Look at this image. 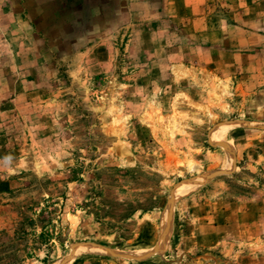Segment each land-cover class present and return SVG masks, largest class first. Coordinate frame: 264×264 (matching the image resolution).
I'll use <instances>...</instances> for the list:
<instances>
[{"label":"rangeland","instance_id":"rangeland-1","mask_svg":"<svg viewBox=\"0 0 264 264\" xmlns=\"http://www.w3.org/2000/svg\"><path fill=\"white\" fill-rule=\"evenodd\" d=\"M61 1L0 0V264H264V0Z\"/></svg>","mask_w":264,"mask_h":264},{"label":"crops","instance_id":"crops-1","mask_svg":"<svg viewBox=\"0 0 264 264\" xmlns=\"http://www.w3.org/2000/svg\"><path fill=\"white\" fill-rule=\"evenodd\" d=\"M22 2H26V3H28V2H30V0H21ZM31 1H33V0H31ZM50 1V0H49ZM90 1L91 2H94L93 3V8H98V7H100V6H102V4H104V0H83V4H82V6L84 5V6H88L89 4H90ZM197 1H201V0H197ZM226 1H228V2H233L232 0H226ZM237 1H239V0H237ZM54 2L56 3V4H59L60 3V5H61V0H54ZM249 2H257V1H255V0H245V3H247V4H249ZM192 5L193 6H195L196 4L195 3H192ZM50 6V5H49ZM77 9H74V10H72V11H76ZM71 12V11H70Z\"/></svg>","mask_w":264,"mask_h":264},{"label":"bare ground","instance_id":"bare-ground-1","mask_svg":"<svg viewBox=\"0 0 264 264\" xmlns=\"http://www.w3.org/2000/svg\"><path fill=\"white\" fill-rule=\"evenodd\" d=\"M215 133H216V132H215ZM217 133H220V132L217 131ZM223 134H224V133H221V134H219L218 136H219V137H220V136H224ZM213 135H215V134H213ZM214 138H215V137H214ZM217 139H218V138H217ZM228 166H229V165H228ZM228 168H229V167H228ZM193 184L196 185V183H193ZM197 185H198V184H197ZM197 187H198V186H197ZM186 188H187V187H186ZM184 190H185V189H184ZM192 190H193V189H192ZM181 194H182V193H181ZM185 194H186V192H185Z\"/></svg>","mask_w":264,"mask_h":264}]
</instances>
